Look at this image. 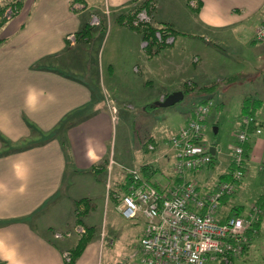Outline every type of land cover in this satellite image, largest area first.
I'll return each instance as SVG.
<instances>
[{
    "label": "crops",
    "instance_id": "crops-1",
    "mask_svg": "<svg viewBox=\"0 0 264 264\" xmlns=\"http://www.w3.org/2000/svg\"><path fill=\"white\" fill-rule=\"evenodd\" d=\"M186 1L176 0V3L180 2L186 7V10L180 9L177 14L171 0H154L152 3L151 21L165 23L173 30L170 51L163 53V66L159 67L164 74L163 83L170 90L160 92L156 101H162L172 91H182L185 82L190 84L185 89L195 90L194 82L204 75V69L197 65V56L191 58L190 65L180 59L187 68L177 63L179 60L173 53L175 36L183 38L190 33L191 36L202 37L205 32H211L214 43L223 44L229 40L226 36L228 33L231 37L236 36L234 33L238 27L248 29L253 35L264 19V0H191L192 4ZM197 1H200V6L194 13L192 9ZM130 5H133L132 0H23L20 11L0 28V39H3L0 44V136L12 148L22 147L20 142L24 141L32 144L20 151L5 153L6 147L0 141V264H63L62 254L68 247L63 242L57 243L59 239L54 238L53 233L75 231L72 206L79 199V194L69 198L72 204L66 206L68 209L63 223L48 219L40 228L32 223L38 221L44 210H49L53 205L49 203L62 194L67 185L64 182L67 173L73 176L79 173L96 174L101 168L104 171L105 167L99 165L109 159L106 142L112 123L108 112L102 107L103 96L100 91L107 92L123 84L133 83L132 77L125 78L119 75L121 73L126 72L130 76L131 72H153V68H157L154 58H159L162 50L154 55H148L147 51V55L143 54L139 47L141 35L138 30L129 27L125 21L117 20L116 14ZM95 11L98 14L111 13L113 20L105 16L99 26L104 29L108 27L109 34L112 31L118 40L130 41V45L132 43L144 57L140 62L141 68L135 65L136 62L130 67L131 61L126 71L117 69L114 54L107 53L104 67L107 77H104L96 59L91 72L85 73L80 67L79 71L83 73L76 71L72 63L77 59V53H84L91 44L93 30H90L88 41L78 40L73 34L82 25L89 24L88 18ZM250 41H254L253 36ZM189 67L191 70H188ZM77 72L80 75L75 76ZM216 77L225 82L227 73L217 71ZM228 87L226 82L222 93ZM202 92H196L199 103L209 98ZM249 97L257 98L246 94L239 100L240 116L234 123L232 133L239 129L242 101ZM104 100L110 102L109 97H104ZM111 102L113 106L115 102ZM154 103L151 106H155ZM213 103L220 110L225 106L221 99ZM133 105L128 103L129 107ZM144 106L148 107L147 104ZM261 106L262 102L253 115L254 127L248 133L251 148L245 158V166L246 162L259 165L262 173L264 113L260 110ZM185 116L180 126L190 116V112ZM29 125L36 129L35 133L31 132ZM51 131H54L52 137L38 143L41 133ZM170 137L154 138L147 133L145 145L136 153L133 150L135 160L127 167H138L141 175L157 187L171 186L174 177L173 159L167 143ZM148 143L153 146V150L147 149ZM217 148L215 145L214 155L222 157L218 151L220 148ZM227 164L228 160L216 175H213L212 165L200 173H188L187 178L193 180L200 190L211 188L212 183L222 179ZM110 170L109 165L107 172L110 173ZM118 176L114 180L117 181L115 186L123 177ZM83 197L90 200L89 193L80 196ZM221 206L226 215L244 212L240 205L232 203L230 197ZM262 221L263 211L259 226ZM254 238L242 260L247 257ZM98 249L96 239L91 240L74 264H99ZM116 262L142 264L130 258L113 262L105 260V264Z\"/></svg>",
    "mask_w": 264,
    "mask_h": 264
},
{
    "label": "rangeland",
    "instance_id": "rangeland-1",
    "mask_svg": "<svg viewBox=\"0 0 264 264\" xmlns=\"http://www.w3.org/2000/svg\"><path fill=\"white\" fill-rule=\"evenodd\" d=\"M171 2H173L176 14L180 9H182V11L186 10V7L182 3H176V0H171ZM167 5L169 6L168 3ZM131 6L132 5L129 7ZM98 13L99 12L95 11L88 18V25L93 30L92 41L91 44L87 46V49L84 50V53H77V59L72 63L76 71L83 73L79 71L80 67L85 73L88 71L91 72L94 60L96 59L98 60L97 64L100 66L101 70H103L104 77H107L104 68L107 53L114 54V62L117 69L120 68L126 71L125 68L131 61L130 67L136 62L135 65L138 64L141 68L140 62L143 61L144 57L139 54L138 49L135 48L132 43L130 45V41L124 42L122 39L118 40L112 31H110L109 34L108 27L104 29V27L99 26L101 25L100 21L105 16L111 19V21L113 20L114 17L111 13L108 15L105 13ZM180 13L182 12L180 11ZM91 16H96L98 18V25H92L90 23ZM127 25H129V23ZM129 27L136 30L140 28L131 25H129ZM254 32L255 31H253L252 35V32L248 29L245 30L243 27H238L235 29L234 33L236 36L231 37V34L228 33L226 36H228L227 39L229 40L223 44L214 43L215 41L211 32H205L202 37H194L189 35L190 33L183 38L180 35L175 36L176 41L173 44V53L179 60L177 63L187 68V65H190L189 62L191 58L197 56V65L204 69V75L194 82L195 90L186 89L182 99L167 107H154L151 105L157 100L160 92L165 93L170 90L164 85V74L159 68L163 66V53L170 51V45L159 52V58H154V64L157 68H153V72L149 74L144 70L142 73L131 72L130 76H128L126 72L119 74L128 79L132 77L131 81H133V83L123 84L119 88L115 90L109 89L107 92L100 91V94H102L101 96H103L102 107L108 112L110 122L112 123L109 140L106 142L109 159L105 161V163L99 165L105 167V169H103L104 171H102L101 168L96 174L85 173L88 176H85L83 173L73 176L71 173H69V175L67 173L64 180L67 184L65 185L66 188L62 190V194L60 193L59 198L49 203H53L51 208L49 210H44L41 214V218L35 223H32L33 226L40 228L48 219H55L57 222L63 223L68 209L66 206L72 204L69 198L74 197L75 194H79L78 198H80V196H85V193H89L91 209L82 218L86 225H91L95 228L94 239L98 242V251L100 252L99 264H105L106 259L112 260L113 262L114 260H126V258H130L131 261L134 260L139 262L141 259L137 245H139V238L142 234L144 222L141 216H137L134 219H125L121 215L118 207L119 202L121 203L119 199H121L120 197L123 193L119 187L113 186L112 183H115L113 181L117 179V176L119 175L118 178H120L121 175L125 173V168H129L127 166L134 162L135 156L133 150L134 153H136L139 149L143 148L147 140H144L147 133L153 135L154 138L155 136L175 135L177 129L184 125L183 123L180 126L183 115L187 116L188 112H192L194 106L199 103L200 99L196 95V92L198 91L199 93L201 87H205L204 89H206V87L212 88L202 92L205 97H209L213 102L217 99H221L225 104L222 110L213 105L202 126V144L210 154V158L213 157V175H216V173L225 167L228 154L232 147L231 133L235 121L240 116L238 108L239 100L246 94H252L253 97L256 96L262 102L260 110L264 113V38L255 40ZM251 36H253L254 41H250ZM146 46L140 47L139 43L140 51L145 55H147ZM180 59L187 65L182 64ZM157 63L161 66H158ZM188 70H191L190 67ZM217 71H222L225 74L227 73V78L233 75H238V78L236 81H231L229 83L226 79L225 82H222L216 77ZM78 72L75 76L80 75ZM226 82L229 87L225 93H222V88L226 85ZM105 84L108 83L105 82ZM183 85L185 88L190 87V84L187 85L186 82L183 83ZM107 96L110 99V102L108 101L109 104L104 100V97L108 98ZM112 100L115 102L113 105L114 110L111 107ZM130 102L134 104L133 107L128 106ZM146 104L148 105L147 108L144 106ZM71 118L72 116L67 118V120ZM213 126L216 127L215 133L212 131ZM52 133H54V131L41 133V135H50ZM20 143L22 145L28 144L27 141ZM149 143L152 144V142ZM167 143L169 144V139ZM215 145L220 148L217 149L220 154H222V157H218V154L216 156L214 155ZM210 147L213 148V154L208 150ZM169 150L171 153L170 146ZM262 158H264V156ZM109 165L111 166L110 173L107 172ZM203 170L201 169V171L194 172L200 173ZM218 182L220 181L217 180L214 184L212 183L211 188H215ZM238 184L230 198H232V203L238 204L244 209V212L235 213L236 216H244L247 213V209L256 205V202L259 203L257 199L261 195H264V175L259 171V165L246 162L242 179ZM112 190L116 194L113 195L112 193L110 195ZM112 195L114 198L111 197ZM52 198L50 200H52ZM259 204L263 205L261 203ZM79 207L82 209L81 204ZM221 207L222 206L218 204L217 217L218 215L220 216L221 213H226L222 212ZM257 208L259 209V216L256 217V222L259 220L260 223L262 211L263 221L259 226V232L257 231L258 234H256L257 236L251 243L247 257L242 260L250 242L245 245L246 249L235 260L230 259L229 262L223 263L219 257L217 258V256H215L217 259H208L209 261L206 260L205 264H264V206L263 208L257 206ZM72 225L75 226V231H73V233H80L83 231L82 227L74 224ZM54 233L63 234L64 237H68L67 235L69 233L72 235L70 230L68 232ZM73 240L74 237L59 239L57 243L63 242L65 246L69 247ZM109 242H111V244ZM66 252L65 250L63 254Z\"/></svg>",
    "mask_w": 264,
    "mask_h": 264
},
{
    "label": "built area",
    "instance_id": "built-area-1",
    "mask_svg": "<svg viewBox=\"0 0 264 264\" xmlns=\"http://www.w3.org/2000/svg\"><path fill=\"white\" fill-rule=\"evenodd\" d=\"M5 12L8 16V9ZM90 21L92 25L99 24L96 16H91ZM148 22L147 11L140 9L129 24L142 27ZM153 36L164 45L173 42L172 35L162 37L159 31H154ZM254 38H264V25L255 29ZM146 45L147 41L141 39L140 47ZM213 104L212 99L196 104L184 125L169 138L172 169L177 178L174 185L157 187L141 177L138 167L127 169L129 184L119 199L118 209L125 219L142 217L144 224L139 248L145 255L146 264H205L215 256L223 263L229 262L230 257L242 254L247 244L245 233L259 216L256 205L249 207L244 216L229 215L222 221L216 215L220 199L231 197L242 179V144L247 138L246 127L253 121L252 117H241L239 123L242 127L231 134L228 162L233 165L230 171L232 181H220L215 188L200 190L193 180L187 178L189 172L201 171L211 162V156L202 144V126ZM146 147L153 150L151 144ZM53 237L62 236L53 233ZM62 256L68 259L67 252Z\"/></svg>",
    "mask_w": 264,
    "mask_h": 264
},
{
    "label": "trees",
    "instance_id": "trees-1",
    "mask_svg": "<svg viewBox=\"0 0 264 264\" xmlns=\"http://www.w3.org/2000/svg\"><path fill=\"white\" fill-rule=\"evenodd\" d=\"M154 0H132L133 5L131 7H127L125 10L122 9L121 11H119L116 14V18L118 21H125V23H130V20L133 18L134 14L140 10V9H145L148 13L149 16V22L145 25H143L142 27L138 28V32L141 35V39H145L147 41V46H146V51L148 53V55H154L157 52H159L161 49H163L164 47H166L167 45H164L162 43H159L156 41V39L153 36L154 31H159L162 37H165L167 35H172L173 30L166 25L165 23H159V22H155V21H151V14H150V10L152 8V3ZM191 0H187L186 3L188 4ZM23 4V0H0V28L6 23V21L15 16L21 9ZM200 6V1H197V3L195 2L194 7L192 9V11L194 13H196L198 11V8ZM8 9L9 13L8 16H6V10ZM132 11V12H131ZM101 24V21H100ZM130 25V24H129ZM260 25H264V19L258 24V26ZM257 26V27H258ZM90 30L91 27L86 23L84 25H82L78 31H76L73 36H75L76 39L78 40H83V41H88V37L90 36ZM255 39V38H254ZM3 39H0V44L2 42ZM256 40V39H255ZM261 40V39H260ZM237 76L233 75V76H229L228 78H226L227 82H231V81H236L237 80ZM184 87V85H183ZM205 87L201 88V91L205 92L208 89L210 90V88L206 87V89H204ZM212 89V88H211ZM186 91L185 87L182 89V93L184 94ZM210 99V98H207ZM206 99V100H207ZM206 100H203L202 102H205ZM261 105V101L258 98H245L242 101V105H241V117L243 116H250L253 119V115L256 111V108H258ZM154 107H158V106H154ZM78 113V112H76ZM191 115V112H190ZM66 120V118L64 119V121ZM64 121H62V123H64ZM61 123V124H62ZM31 132H36V129L32 126L29 125ZM242 125L239 126V128H241ZM254 127V123L253 121L246 127V131H247V138L244 141V143L242 144V157L244 158V168H245V158H247L249 151H250V143L248 142V133L253 129ZM53 134V133H52ZM41 135V139H40V135H39V142L44 141L49 139L50 137H52L53 135ZM0 141L1 143L4 145V147H6L5 149V153L6 152H14V151H20L22 149H25L27 147H30L32 144L28 143L26 145H23L22 147H10V143L5 140L3 137L0 136ZM212 158H211V162L208 164V166L206 167V169L210 166H212ZM133 168V167H132ZM127 169H131L129 168H125V173L122 174L123 177L119 180L118 184L116 185L117 187L120 188L121 192L123 194L126 193V189L128 187L129 184V173L127 171ZM233 169V165H231L229 162L226 166L225 169V173H223L222 175V179L219 181H232L231 177H230V171ZM140 171V169H139ZM261 171L264 174V158L261 162ZM244 173V170H243ZM141 175V173H140ZM141 177L147 181H149L148 179H146L144 177V175H141ZM241 181V180H240ZM239 181V182H240ZM113 182H117V181H113ZM150 182V181H149ZM177 182V178L174 175V182L171 185H174ZM152 183V182H150ZM113 186L114 183H112ZM153 184V183H152ZM155 185V184H153ZM156 186V185H155ZM113 193L110 192V195ZM112 195V198H114ZM229 197H222L220 199V206L222 205V203L228 199ZM257 201L263 205H260L259 203L256 202V205L259 206L260 208H263L264 206V195H261ZM80 204L82 205V209L79 207ZM91 209V205H90V201L88 198L83 197V198H79L77 200H75L73 202V206H72V218H73V224L74 225H78L80 227H82L83 231L80 233H73V230H71V234L69 233L68 237H64L63 234H61L62 237L57 238V239H64V238H72L74 237V240L72 242V244L66 249L67 254H68V259L65 260L64 257L62 256V260H63V264H74L75 261L78 259V257L81 255L82 251L84 250L85 246L92 240L94 239L95 236V228L93 226H88L84 223L83 221V216L86 215L89 210ZM229 215H234L233 213H229L228 215H226V213H221L220 215V219L223 221L227 216ZM257 225L259 226V220L258 222H254L252 223L250 229L245 233L246 238H247V243L250 242L257 234L258 228ZM68 232V231H67ZM246 249V246L244 245L243 247V251ZM242 251V253H243ZM138 252L140 254V262L142 264H146L144 261V254H142V252L140 251L139 245H138ZM238 256H233L230 257V259L235 260ZM115 264H121L116 262Z\"/></svg>",
    "mask_w": 264,
    "mask_h": 264
},
{
    "label": "water",
    "instance_id": "water-1",
    "mask_svg": "<svg viewBox=\"0 0 264 264\" xmlns=\"http://www.w3.org/2000/svg\"><path fill=\"white\" fill-rule=\"evenodd\" d=\"M183 98V93L181 91H172L171 93L167 94L162 101H156L154 104L158 107H167L170 106L174 103H176L177 101H179L180 99ZM213 133L216 132V127L213 126L212 128ZM209 152L211 154H213V148L210 147Z\"/></svg>",
    "mask_w": 264,
    "mask_h": 264
}]
</instances>
